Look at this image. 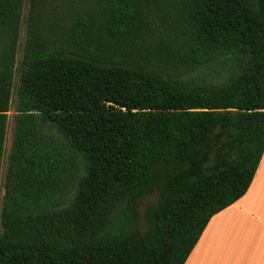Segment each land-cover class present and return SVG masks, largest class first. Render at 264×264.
Segmentation results:
<instances>
[{"label":"trees","instance_id":"16d2710c","mask_svg":"<svg viewBox=\"0 0 264 264\" xmlns=\"http://www.w3.org/2000/svg\"><path fill=\"white\" fill-rule=\"evenodd\" d=\"M263 147L264 0H0V264H183Z\"/></svg>","mask_w":264,"mask_h":264},{"label":"crops","instance_id":"0c3cea01","mask_svg":"<svg viewBox=\"0 0 264 264\" xmlns=\"http://www.w3.org/2000/svg\"><path fill=\"white\" fill-rule=\"evenodd\" d=\"M183 264H264V147L244 194L209 218Z\"/></svg>","mask_w":264,"mask_h":264},{"label":"rangeland","instance_id":"374dc122","mask_svg":"<svg viewBox=\"0 0 264 264\" xmlns=\"http://www.w3.org/2000/svg\"><path fill=\"white\" fill-rule=\"evenodd\" d=\"M21 43H22V29H21V34H20V39L18 42V49H17V61L20 55V48H21ZM17 66V64H16ZM15 66V68H16ZM14 82H15V78H14ZM13 94L11 95V104L9 107V111L7 112V130H6V137H5V144H4V156L6 155L7 149H8V145H9V140H10V129H11V119L13 116ZM3 167H4V160H3V165L1 168V173L3 171ZM0 196H1V190H0ZM155 199V194L150 195L149 197H147L146 199L142 200L139 205H138V212L141 215L143 208L152 203Z\"/></svg>","mask_w":264,"mask_h":264}]
</instances>
